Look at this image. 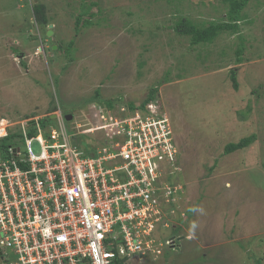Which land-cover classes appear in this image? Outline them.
I'll list each match as a JSON object with an SVG mask.
<instances>
[{"label":"rangeland","instance_id":"rangeland-1","mask_svg":"<svg viewBox=\"0 0 264 264\" xmlns=\"http://www.w3.org/2000/svg\"><path fill=\"white\" fill-rule=\"evenodd\" d=\"M90 2L92 24L76 31L81 4ZM36 3L45 24L34 17ZM226 8L224 0H0V119L12 129L58 109L87 127L96 90L118 111L156 89L170 117L180 167L171 180L187 217L157 233L178 235V249L123 264H264V0H250L238 32L209 43L191 45L173 30L182 17L220 21ZM250 135L247 147L224 153Z\"/></svg>","mask_w":264,"mask_h":264},{"label":"built area","instance_id":"built-area-1","mask_svg":"<svg viewBox=\"0 0 264 264\" xmlns=\"http://www.w3.org/2000/svg\"><path fill=\"white\" fill-rule=\"evenodd\" d=\"M90 111L87 127L60 109L15 130L0 119V140L12 135L0 150L2 264H114L173 246L155 236L183 197L168 115L155 102Z\"/></svg>","mask_w":264,"mask_h":264},{"label":"trees","instance_id":"trees-1","mask_svg":"<svg viewBox=\"0 0 264 264\" xmlns=\"http://www.w3.org/2000/svg\"><path fill=\"white\" fill-rule=\"evenodd\" d=\"M227 3L226 12L224 14V18H222L220 21H211L207 25L201 24L197 25L193 22H191L186 17L179 18L177 21L173 24V30L180 35H187L189 36V42L191 45H197L201 43H209L211 40L222 31H229L231 33H235L239 31V24L244 21L245 15L243 14V10L246 8L247 4L250 2V0H224ZM93 6H97L96 2H90L89 4L82 3L81 4V12L75 17V28L76 31H78L79 27H86L92 24L91 18L94 17V12H90L91 8ZM99 13V10L98 12ZM33 14L34 17L42 22L46 23L48 21V18L46 17L47 14L45 12V8L43 4L36 3L33 5ZM85 15H88V18H84ZM73 41H69L67 45V50L69 51V47H71ZM243 46L242 44L238 47V50L236 51L237 57L236 61L240 63L242 61L241 59V53ZM57 49H61V44L57 45ZM230 79L232 86L234 89H237V80H236V71L234 68H231L230 70ZM94 99L99 100V103L102 105H105L109 109L114 108V101L113 100H101L99 98V90L95 91ZM156 99V89H151L149 93L147 94L146 98L143 99L140 104L135 106L133 103L129 102L127 104L128 109L135 110V109H141L144 108V106L150 102ZM64 112V111H62ZM53 120L49 116L46 118H43L42 121H40L42 126H45L47 123H52ZM31 133L33 132L32 129L30 130ZM12 140V135H9L6 138H3L0 140V150L5 148V146L9 145V143ZM254 140V136H246L243 138H240L236 142H229L224 147V153L229 154L235 151H238L240 149H243L247 147L249 144L252 143ZM123 260L116 261L114 264H123Z\"/></svg>","mask_w":264,"mask_h":264},{"label":"clouds","instance_id":"clouds-1","mask_svg":"<svg viewBox=\"0 0 264 264\" xmlns=\"http://www.w3.org/2000/svg\"><path fill=\"white\" fill-rule=\"evenodd\" d=\"M158 99L156 98V99H154L153 101H150V102H148V103H158ZM147 103V104H148ZM159 104V103H158ZM98 105H102V104H98ZM103 106H105V105H103ZM159 106H160V108L162 109V105H160L159 104ZM90 107L91 106H88V111H87V113H88V116H89V118L90 119H86V122H90V124H93V122H94V119L92 118V113H91V111H90ZM115 109V106H114V108L112 109V110H114ZM135 110H137V109H135ZM135 110H130V109H128V108H126L125 109V111L126 112H134ZM63 114L65 115V114H71V113H67V112H63ZM72 115V118L69 120V121H73L74 120V115L73 114H71ZM169 117V116H168ZM169 119H170V117H169ZM67 121V120H66ZM69 121H67V122H69ZM171 121V120H170ZM74 122V121H73ZM31 123V122H30ZM171 125H172V122H171ZM172 129H173V127H172ZM174 134V133H173ZM180 171H178L176 174H178ZM182 196H184V194L182 195ZM183 198V197H182ZM183 213V216H181L180 215V213ZM186 211L184 210V209H182V207H179V210L177 211V214L176 215H174V216H172L171 217V222H170V225H171V228H175L174 230H176L177 228H178V226H180V225H178V223L176 222L178 219L180 220V222L181 223H184L185 222V219H186ZM162 225H160L159 227H157V229H156V231H155V236L158 238V240H161V241H164L165 239H171L172 241H173V246H167V245H165L161 250L163 251V249L165 248V247H169V248H174L175 250H177L178 249V245L177 244H175V242H177L178 241V239L180 238L178 235H174V233L172 234H170L169 236H167V237H165V236H160L161 234H158L157 233V230H159V231H162L164 228L163 227H161ZM166 229L167 228H170V226L169 227H165ZM190 237V236H189ZM185 238H187V236H185ZM188 239V238H187ZM1 248V247H0ZM160 254H162V252L160 253ZM160 254H158V255H151V256H148L147 258H151V259H156V258H158L159 256H160ZM146 258V257H145ZM1 260V259H0ZM125 261V260H124ZM126 261H128V260H126Z\"/></svg>","mask_w":264,"mask_h":264},{"label":"water","instance_id":"water-1","mask_svg":"<svg viewBox=\"0 0 264 264\" xmlns=\"http://www.w3.org/2000/svg\"><path fill=\"white\" fill-rule=\"evenodd\" d=\"M47 34L50 35L51 34V31H48ZM71 118H72V115L71 114H65V119L67 121H69Z\"/></svg>","mask_w":264,"mask_h":264},{"label":"flooded vegetation","instance_id":"flooded-vegetation-1","mask_svg":"<svg viewBox=\"0 0 264 264\" xmlns=\"http://www.w3.org/2000/svg\"><path fill=\"white\" fill-rule=\"evenodd\" d=\"M2 256H3V250H2V248H0V259Z\"/></svg>","mask_w":264,"mask_h":264}]
</instances>
